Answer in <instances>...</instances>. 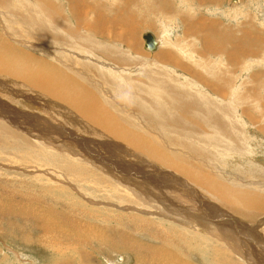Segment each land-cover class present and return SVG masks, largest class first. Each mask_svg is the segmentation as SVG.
I'll return each instance as SVG.
<instances>
[{"label": "rangeland", "instance_id": "rangeland-1", "mask_svg": "<svg viewBox=\"0 0 264 264\" xmlns=\"http://www.w3.org/2000/svg\"><path fill=\"white\" fill-rule=\"evenodd\" d=\"M263 206L264 0H0V264L264 263Z\"/></svg>", "mask_w": 264, "mask_h": 264}, {"label": "bare ground", "instance_id": "bare-ground-1", "mask_svg": "<svg viewBox=\"0 0 264 264\" xmlns=\"http://www.w3.org/2000/svg\"><path fill=\"white\" fill-rule=\"evenodd\" d=\"M203 1V0H202ZM207 1H211V0H207ZM233 1H235V0H233ZM237 1H239V0H237ZM237 1H235V2H237ZM73 2V1H72ZM73 11V10H72ZM74 11H76V10H74ZM55 12V11H54ZM61 12V11H60ZM77 12L79 13L78 14V17H84V13L83 12H81V11H79V9H77ZM234 12V11H233ZM62 13V12H61ZM236 13V12H235ZM76 14V13H75ZM74 14V15H75ZM100 15V14H99ZM57 16V15H56ZM71 16V15H70ZM77 16V15H76ZM239 16V15H238ZM200 18V17H199ZM96 19H97V17H96ZM126 20V19H125ZM199 20V19H198ZM92 21V20H91ZM96 21V20H95ZM97 21L99 22L98 23V25L96 24V26L93 28V29H95V31H96V33L98 34V35H100V34H104V33H106V30H107V25L105 26L104 24H102L101 25V23L103 22V19L101 18V19H97ZM105 21V20H104ZM107 22V21H106ZM203 23V20H201L200 21V23ZM206 23V22H205ZM89 25H90V23H89ZM190 25V24H189ZM192 25V24H191ZM200 25V24H199ZM211 25V24H210ZM134 26V25H133ZM192 26H194V25H192ZM113 27V26H112ZM208 27V26H207ZM191 28V27H190ZM136 30V29H135ZM196 30V29H195ZM208 30V29H207ZM127 31V30H126ZM108 32V31H107ZM197 32V31H196ZM207 32V31H206ZM195 33V32H194ZM243 33V32H242ZM96 34V35H97ZM150 34V33H149ZM189 34H190V32H189ZM197 34H198V32H197ZM208 34V33H207ZM244 34V33H243ZM119 35V34H118ZM153 35V34H152ZM200 35V34H199ZM124 34H120L119 36H117L118 38H119V41L121 40V41H125V40H127V39H125L124 38ZM131 37L133 36V34L132 35H130ZM136 36V35H135ZM213 36V35H212ZM154 37H155V40H156V42H157V48L158 47H160L161 46V40H159L158 38H156V36L154 35ZM204 37H206L207 39H209L207 36H204ZM217 37V36H216ZM205 38V39H206ZM132 39V38H131ZM145 40V39H144ZM217 40V39H216ZM221 41V40H220ZM217 42H219V41H217ZM146 43V42H145ZM245 43V42H244ZM133 44V43H132ZM243 45V44H242ZM208 46H211L210 45V43H209V45ZM215 46V45H214ZM213 46V47H214ZM244 46V45H243ZM249 46H251V45H249ZM248 46V47H249ZM252 46H253V44H252ZM256 46V45H255ZM259 46V45H258ZM109 47V46H108ZM134 47L135 46H133V49H134ZM238 47H240V46H238ZM257 47V46H256ZM260 47V46H259ZM207 48H209V47H207ZM233 48V47H232ZM255 48V47H254ZM136 49V48H135ZM146 49V48H145ZM239 49V48H238ZM237 49V50H238ZM251 49V48H250ZM249 49V50H250ZM257 49V48H256ZM157 50V49H156ZM155 50V51H156ZM236 50V51H237ZM255 50V49H254ZM110 51H112V50H110ZM148 51H150V50H148ZM246 51H247V49H246ZM113 52V51H112ZM150 52H154V51H150ZM224 52V51H223ZM235 52V51H234ZM245 52V51H244ZM252 52V51H251ZM116 53V52H115ZM120 53V52H119ZM134 53V52H133ZM211 53V52H210ZM239 53V52H238ZM243 53V52H242ZM246 53H248V51L246 52ZM205 54V53H204ZM240 54V53H239ZM125 55V54H124ZM236 55V54H235ZM164 56H165V54H164ZM119 57V56H118ZM122 58V57H121ZM125 59V58H124ZM132 59V58H131ZM156 60V59H155ZM121 62V61H120ZM125 63V62H124ZM182 67V66H181ZM239 67V66H238ZM183 68V67H182ZM207 71V70H206ZM212 73V72H211ZM217 74V73H216ZM214 75V74H213ZM215 77H216V75H214ZM209 77V76H208ZM30 78H32V77H30ZM115 79V78H114ZM211 79H212V77H211ZM66 80V79H65ZM49 82V81H48ZM71 82H72V80H71ZM71 82H69V83H71ZM74 82V81H73ZM44 83V82H43ZM49 84V83H48ZM44 86H46V84L44 83L43 84ZM218 87V86H217ZM216 87V88H217ZM44 88H46V87H44ZM116 88V87H115ZM211 88V87H210ZM216 88H214L213 86H212V89L214 90V91H217V93H219V89H216ZM47 89V88H46ZM169 89V88H168ZM171 90V89H170ZM48 91V90H47ZM173 91V90H172ZM212 92V91H211ZM111 96V95H110ZM186 97V96H185ZM185 97L183 96V97H180L182 100H179V101H181V102H183V101H186V103H189L190 102V99L188 98V97H186L187 99H185ZM60 98V97H59ZM150 98V97H149ZM70 100V99H69ZM72 100V99H71ZM161 102V101H160ZM74 103H76V102H74ZM73 103V104H74ZM71 104H72V102H71ZM159 105V104H158ZM93 106V107H92ZM92 106H89V108L90 109H93V108H95V109H97V107L95 106V105H92ZM160 106V105H159ZM218 112V113H217ZM225 112V111H224ZM224 112H220V110H218V111H215V113H217L219 116H221V114H226V112L224 113ZM97 113V112H96ZM94 117H97V114H95V116ZM221 117H224V116H221ZM105 120L106 121H108L111 125H116V123H117V121L114 123L113 122V120L111 119V116L110 115H106V118H105ZM218 123H221V119H219V120H217V122H216V124H218ZM103 125H104V123H103ZM23 126V125H22ZM113 131H115V133H116V136H118L117 134H119V132L117 131V129H112ZM107 131H109V132H111V129H107ZM49 149V148H48ZM55 149V148H54ZM46 152V151H45ZM47 153V152H46ZM63 153V152H62ZM76 153V152H75ZM66 158V157H65ZM75 159H76V157H74ZM78 158V157H77ZM87 158V157H86ZM80 159V158H79ZM78 159V160H79ZM86 163H88V162H86ZM72 164H73V162H72ZM73 166H75V165H73ZM85 167V166H84ZM86 168V167H85ZM83 170V169H82ZM78 171H79V169H78ZM76 172V171H75ZM85 173H86V171H84ZM83 172V173H84ZM83 175V174H82ZM88 175V174H87ZM92 175V174H91ZM217 190V189H216ZM219 193V192H218ZM220 193H221V191H220ZM219 193V194H220ZM221 195H222V193H221ZM223 196H225V195H223ZM230 200V199H229ZM150 201H151V199H150ZM230 202V201H229ZM263 208H264V206H263ZM195 209V208H194ZM174 210L173 209H169V208H166V212H168V213H170V215H171V217H180V218H175V219H179V220H183L186 224H187V222H186V217H185V215H183V211L184 210H182V211H179V212H173ZM191 216V215H190ZM168 217V216H167ZM169 218V217H168ZM185 218V219H184ZM198 218H201V217H198ZM172 220H173V218H172ZM174 221V220H173ZM175 222H176V220H175ZM171 223V222H170ZM171 225V224H170ZM175 226V225H174ZM192 226H194V227H198V228H200V229H202L206 234H208L209 236H211L212 238H214V239H220L221 241L224 239V238H228V239H230L229 238V234H228V232L227 233H225V232H221L220 231V229H215L214 227H210V226H205V224H204V222L202 221V220H197V222L196 223H194V222H191V225H190V227L192 228ZM187 227V226H186ZM175 228V227H174ZM173 229V228H172ZM193 229V228H192ZM184 230V229H183ZM172 232V231H171ZM182 232V231H181ZM194 232V231H193ZM200 233V232H199ZM184 235V234H183ZM208 236V237H209ZM185 237V236H184ZM211 238V239H212ZM209 240H210V238H209ZM186 241V240H185ZM196 241V240H195ZM213 241H215V240H213ZM175 242V241H174ZM191 242V241H190ZM193 242V241H192ZM197 243V242H196ZM219 243V242H218ZM198 244V243H197ZM212 244V243H211ZM220 244V243H219ZM213 246V245H212ZM233 248H234V250L236 251V252H238V249L237 248H235V245H233L232 246ZM213 248H215V246L213 247ZM216 250V249H215ZM220 251V250H219ZM239 253V252H238ZM152 254V253H151ZM239 254H241V256H243V258L246 260V264H264V263H262L261 261H258V260H255L254 259V257L252 258L251 256H250V254H248V253H245V252H241V253H239ZM154 257V256H153ZM174 257V256H173ZM172 262V261H171ZM178 262V261H177ZM176 263V262H175Z\"/></svg>", "mask_w": 264, "mask_h": 264}, {"label": "water", "instance_id": "water-1", "mask_svg": "<svg viewBox=\"0 0 264 264\" xmlns=\"http://www.w3.org/2000/svg\"><path fill=\"white\" fill-rule=\"evenodd\" d=\"M237 1V0H235ZM145 48L150 51H155L157 49V42L152 34H147L144 36Z\"/></svg>", "mask_w": 264, "mask_h": 264}, {"label": "crops", "instance_id": "crops-1", "mask_svg": "<svg viewBox=\"0 0 264 264\" xmlns=\"http://www.w3.org/2000/svg\"><path fill=\"white\" fill-rule=\"evenodd\" d=\"M148 5H150V4H148Z\"/></svg>", "mask_w": 264, "mask_h": 264}]
</instances>
